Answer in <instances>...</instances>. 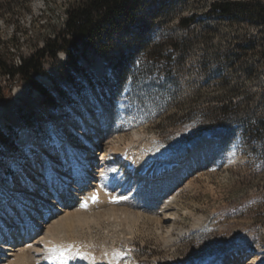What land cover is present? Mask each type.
<instances>
[{
	"label": "rangeland",
	"instance_id": "rangeland-1",
	"mask_svg": "<svg viewBox=\"0 0 264 264\" xmlns=\"http://www.w3.org/2000/svg\"><path fill=\"white\" fill-rule=\"evenodd\" d=\"M78 1L0 0L1 57L17 66L19 58L33 56L63 31L66 10ZM216 1L243 7L220 17L208 13ZM263 4L264 0H130L125 6L128 17L107 12L97 18L101 32L88 46L79 45L72 59L60 52L44 61L38 75L50 83L40 82L38 75L34 79L47 96L20 78L12 80L0 73L4 95L0 104V217L10 220L7 228L16 225L21 230L26 215L19 218L17 200L7 196L14 212L5 217V188L28 192L31 186L40 196L31 202L40 214L53 211L51 206L58 202L67 205L65 199L60 200L71 190L62 188L66 176L60 175L53 185L44 184L43 178L48 162L60 172H70L65 164L67 149L62 146L63 156L56 146L63 122L80 158L90 154L94 145L104 150L103 158L96 157L101 161H94L93 170L88 169L98 180L105 162L115 171L123 167L116 159L120 155L153 167L171 165L176 153L188 146L190 158L195 151L208 156L194 167L184 165L186 174L180 185L175 184L169 196L154 202L168 229L143 216L133 220L118 211L109 215L94 211L99 201L92 200L91 207H95L83 211L92 221L58 235L63 251L77 255L89 246L98 255L103 247L113 264H207L246 247L256 257L254 264H264V142L244 130L245 120L264 117V21L255 13L257 5ZM187 18H193L192 23L182 26L180 21ZM135 49L136 54L127 58L126 53ZM135 55L139 59L134 69L119 78L110 75L113 63L118 61L117 66L122 67ZM100 60L108 73L99 80L93 67ZM115 79L117 83H113ZM82 105L91 106L95 115L102 105L113 119L108 134L92 136L90 147L81 145V136L69 125L72 120L80 128L76 113L85 116ZM222 106L231 115L225 121ZM222 128L227 134L213 139L207 149H191L190 143ZM25 129L31 141L22 137ZM39 145L49 161H42ZM37 161L41 168L36 167ZM36 169L39 176L31 172ZM135 177L126 179L131 183ZM139 180L148 182L143 177ZM21 203L29 206L26 200ZM148 206L139 207L142 211ZM75 208L78 205L71 210ZM30 213L29 224L40 240L45 232L40 228L41 218L35 222L31 220L35 212ZM28 230L26 226L20 235L0 237V242L21 246L32 239ZM46 258L48 261L49 256L42 252L30 263L47 264Z\"/></svg>",
	"mask_w": 264,
	"mask_h": 264
},
{
	"label": "bare ground",
	"instance_id": "bare-ground-1",
	"mask_svg": "<svg viewBox=\"0 0 264 264\" xmlns=\"http://www.w3.org/2000/svg\"><path fill=\"white\" fill-rule=\"evenodd\" d=\"M136 50L137 49L133 50L131 53H126L127 58L131 56L130 54H136ZM135 56L133 60L126 59L123 62L122 67L117 66L118 61L113 63L109 70L110 75L112 77L119 78L120 75L126 74V72H129V70L134 69L135 63H137L139 59V56ZM104 64V61L100 60L93 67V73L99 80L103 75L108 73V70L106 69L107 67H105ZM38 80L42 83H50L49 79L43 75H38ZM90 107L91 106L87 107V105H84L83 108L85 110V116H81L80 113H76L78 116V125L80 126V128H77L72 120L69 121L70 129H73V131L77 132L75 134H79L81 136L83 141V144L81 145L84 146V144H86L89 147L93 145L91 143L92 136L96 139L108 134V129L111 128L110 121L113 120L112 117L109 116L110 113L108 112V109L106 107H103L101 105L97 115L92 114V108ZM60 125L62 127V132L60 136L57 137L56 146L59 149L58 151L61 152V155L63 156L65 154L63 152V148L65 147L67 149L69 160L66 161L65 164L67 165L70 172L69 174L66 173L65 171L67 169H63L61 170L62 172H60V168H53L51 167V162H48L49 164L46 163L44 165L46 167L45 175L43 176V178L45 179L44 184L53 185V182H56V179L60 177V175L66 176L65 178L68 181L65 179V181L61 183L62 188L71 190H68V192L64 194V197L60 200L62 201L63 199H65L63 202H66L67 205L65 207H62L60 206V202H58L51 206L53 211L50 210L43 214L51 215L47 220L41 219L40 225L42 226H40V228L41 231L44 230L45 232L43 233L41 239L38 240L39 238L36 239V236L39 233L36 229H32V226L29 224L28 216L31 215L30 212L32 211L33 213L38 211L36 205H33V203L31 202H33L32 198L34 197L40 200V196L35 195L36 192L32 189L31 186L28 192H22L21 190L18 192H14L11 191V187L5 188L6 195L5 197H3V200L4 203H6V207H8L5 217L9 218L10 211L14 212V208H12L9 204L10 200L7 199V196H10V199L17 200V204H19L20 206V212L24 214V216L26 215L24 218L26 221L24 220L25 222H22L23 228L20 230L19 228H16V225L14 227L7 228V219L0 217V225L2 226H0V237L20 235L22 230L24 231V227L28 226V236L32 239L29 242L21 243V246L9 245L0 242V262H7V264H32L30 263L33 261L31 260L32 258H35L42 252H46L47 256H49L48 261H46L47 258L45 259L47 264H113L112 259L109 256L108 249L103 247L101 249L102 253L98 255H93V251H90V248V250L88 249L89 246H83L84 248L82 247L83 249L80 250V253H78L77 255H71L69 252L67 253L63 251L64 245L58 238V235H60L63 230L74 227V225L76 227V224L84 225L87 222L92 221L88 219L90 216H86L85 209L91 207L92 203H94L92 201L93 195H95L97 197L96 200L99 201L98 207H96L94 211L100 209L103 210L106 215L113 214L115 211H118L133 220L141 218L143 216L150 221L165 224V227H163L165 229H168L169 226L166 225L164 217H161L158 213H156L157 210L161 209L160 206L154 204V202H160V198H162L161 196L163 195L164 198H166L165 196H169V191L174 187L175 184H177V186L180 185V183L178 184V182L181 181V179L186 174L184 165L189 163L190 166L194 167L195 164L205 161L208 158L207 155L204 156L203 153H198L197 151H195L192 154V158H190V148H188L189 146L185 149H182L180 152H177L175 155V162L171 163V165L167 167H153L154 165L142 166L141 164H136L137 162L135 161V159H132L133 156L122 158V156L120 155L117 156L116 159L119 163L124 164L123 167L121 166L118 171H115L110 162H105L104 164H102V166H100V170L103 171V176L99 177L98 180L97 175L95 176L91 174L89 172L90 170L88 169L91 168L93 170L94 161H101L98 158L96 159V157L103 158V156L105 155L104 150H100L98 147L99 144H97V146H92L90 154H87L83 158H80V156L78 155V146L72 144L69 140L68 135H66L65 133V124L62 122ZM226 130L227 129L222 128L218 131L213 132L212 135H209V137H205V139L203 137V139L199 141L190 143L191 149L198 147H204L205 149H207L210 144H212L213 139L219 137L222 133L226 132ZM28 133V130L25 129L22 132V137H24V139H26L27 141H31V137ZM38 148L40 149V154H42V161H49L50 159L46 150H44L40 145L38 146ZM48 165H50L49 168H47ZM36 167H42L41 161H37ZM31 172L36 174L37 169L35 170V172ZM132 175H135L137 177H135V179H133V181H131L130 183L126 178L127 176H129L130 179V176ZM142 177L145 178L148 182L140 183L139 178ZM94 178L98 180L97 183H94ZM31 182L34 183L35 179H31ZM70 191H72V193H69ZM22 194H24V198L21 197ZM23 200H26L29 206L26 207V203L25 205L22 204L21 202ZM39 200H37V202H40ZM145 203L149 206L141 211L140 208L142 207L139 206L145 205ZM85 204L86 207H83L82 205ZM75 205H78V208L71 210V208ZM94 207L95 205L91 208L93 209ZM54 210L57 212H54ZM84 210L85 212H83ZM58 212L63 213V215H58ZM19 214L20 213H18V216H20ZM40 246L41 248H39ZM247 249L248 248L246 247L238 248L230 254L217 257L214 260H210L207 264H254L256 257L251 254L252 250ZM25 252H28L30 256H27L28 254H26Z\"/></svg>",
	"mask_w": 264,
	"mask_h": 264
},
{
	"label": "trees",
	"instance_id": "trees-1",
	"mask_svg": "<svg viewBox=\"0 0 264 264\" xmlns=\"http://www.w3.org/2000/svg\"><path fill=\"white\" fill-rule=\"evenodd\" d=\"M130 0H79L70 5L66 10V21L63 31L54 39L47 40L44 47L29 58H19V65H14L9 60L0 55V73L8 79L20 78L31 89L38 91L43 96H47L44 88L34 79L42 71V66L47 58H55L60 52H64L68 58H73V53L78 50L79 45L88 46L93 37L101 32L100 22L97 18L104 13H113L115 16H127L125 6ZM243 7V4L232 2H215L210 7V14L220 17L229 16L233 8ZM257 17L264 21V4L255 8ZM130 18V17H129ZM193 18H187L180 23L188 26ZM110 24V23H109ZM0 89V104L4 95ZM222 106L224 121L231 115L225 112ZM244 130L254 134L257 139L264 142V117L248 119L244 121Z\"/></svg>",
	"mask_w": 264,
	"mask_h": 264
},
{
	"label": "built area",
	"instance_id": "built-area-1",
	"mask_svg": "<svg viewBox=\"0 0 264 264\" xmlns=\"http://www.w3.org/2000/svg\"><path fill=\"white\" fill-rule=\"evenodd\" d=\"M216 2H218V1H216ZM214 3H215V2H212V3L210 4V6H209V8H208V13H210V12H209L210 7H211V5L214 4ZM183 20H184V19H183ZM181 21H182V20H181ZM181 21H180V22H181ZM191 23H192V22H191ZM191 23H190V24H191ZM64 24H65V23H64ZM180 24H181V23H180ZM190 24H189V25H190ZM189 25H188V26H189ZM185 27H187V26H185ZM160 40H161V39L158 38V41H160Z\"/></svg>",
	"mask_w": 264,
	"mask_h": 264
},
{
	"label": "snow or ice",
	"instance_id": "snow-or-ice-1",
	"mask_svg": "<svg viewBox=\"0 0 264 264\" xmlns=\"http://www.w3.org/2000/svg\"><path fill=\"white\" fill-rule=\"evenodd\" d=\"M92 199L93 201H95L97 199V197L95 195L92 196ZM83 207H86V204L85 205H82Z\"/></svg>",
	"mask_w": 264,
	"mask_h": 264
},
{
	"label": "water",
	"instance_id": "water-1",
	"mask_svg": "<svg viewBox=\"0 0 264 264\" xmlns=\"http://www.w3.org/2000/svg\"><path fill=\"white\" fill-rule=\"evenodd\" d=\"M227 133H224L223 136H225Z\"/></svg>",
	"mask_w": 264,
	"mask_h": 264
}]
</instances>
